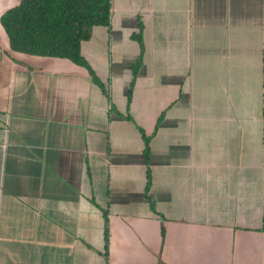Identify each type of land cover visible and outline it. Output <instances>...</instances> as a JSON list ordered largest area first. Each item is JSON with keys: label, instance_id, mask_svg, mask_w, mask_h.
Here are the masks:
<instances>
[{"label": "crops", "instance_id": "1", "mask_svg": "<svg viewBox=\"0 0 264 264\" xmlns=\"http://www.w3.org/2000/svg\"><path fill=\"white\" fill-rule=\"evenodd\" d=\"M80 51L106 91L0 23V264H264V0H112Z\"/></svg>", "mask_w": 264, "mask_h": 264}, {"label": "trees", "instance_id": "2", "mask_svg": "<svg viewBox=\"0 0 264 264\" xmlns=\"http://www.w3.org/2000/svg\"><path fill=\"white\" fill-rule=\"evenodd\" d=\"M112 0H19L0 16V23L12 50L26 54L67 58L86 69L92 82L106 91L80 44L91 35L93 26L110 24ZM144 157L149 160L148 137ZM149 179L146 194L148 196ZM107 238V227L105 229Z\"/></svg>", "mask_w": 264, "mask_h": 264}]
</instances>
